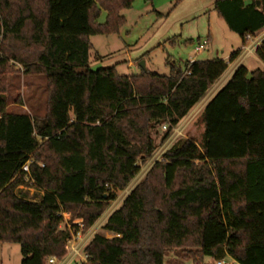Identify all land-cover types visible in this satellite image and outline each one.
Returning <instances> with one entry per match:
<instances>
[{"label":"trees","instance_id":"16d2710c","mask_svg":"<svg viewBox=\"0 0 264 264\" xmlns=\"http://www.w3.org/2000/svg\"><path fill=\"white\" fill-rule=\"evenodd\" d=\"M256 1L214 2L242 46L264 27ZM132 2L0 0V243L19 244L20 264L63 258L71 235L86 233L152 156L157 127L164 142L227 68L215 58L168 62L166 75L91 70L89 37L118 34ZM253 53L264 65V38ZM10 61L44 77L43 115L6 111ZM200 118L201 144L167 148L102 222L112 236H91L81 264H165L175 250L193 264H264V67L236 66ZM30 184L43 190L38 200L17 191Z\"/></svg>","mask_w":264,"mask_h":264},{"label":"rangeland","instance_id":"374dc122","mask_svg":"<svg viewBox=\"0 0 264 264\" xmlns=\"http://www.w3.org/2000/svg\"><path fill=\"white\" fill-rule=\"evenodd\" d=\"M216 0H133L131 7L123 9L121 15L126 22L118 34L92 35L89 37V68L96 70L114 66L119 74H137L141 71L140 63L145 69L159 75L169 72L168 62L183 65L190 58L195 60H225L226 55L236 51L241 45L239 35L231 31L215 9ZM101 16L100 21L103 20ZM206 41L204 48L195 51L198 43ZM253 54V53H252ZM252 54L245 59L248 69L262 68ZM227 68L225 77L231 69ZM15 72L5 75L7 91L5 94L6 111L27 113L41 116L46 109L45 80L42 75H26L21 65L12 63ZM210 91L182 118L171 132L170 136L160 142L163 126L156 129V149L152 156L144 162H139L137 175L127 186L128 192L138 183L151 165L161 159L167 148L178 139L191 138L196 144L202 141L203 125L200 118L201 103ZM125 189V190H126ZM125 190L118 192L116 199L103 212L95 224L88 230L89 239L98 234L105 237L112 235L102 230V222L110 212L116 209L126 194ZM17 191L26 192L28 198L38 200L43 190L33 184L20 185ZM63 225L71 228V216L63 215ZM66 252V250H65ZM228 259V258H227ZM21 253L17 243H0V264H20ZM230 260V259H228ZM55 264H60L56 262ZM165 264H193L186 260L180 251L170 252ZM202 264H213V260L204 257ZM231 264H237L232 262Z\"/></svg>","mask_w":264,"mask_h":264},{"label":"built area","instance_id":"2783aa9c","mask_svg":"<svg viewBox=\"0 0 264 264\" xmlns=\"http://www.w3.org/2000/svg\"><path fill=\"white\" fill-rule=\"evenodd\" d=\"M262 38H264V27L259 34H256L254 36L246 35L245 39L247 40V43L242 46L241 49L242 56L246 57L249 54H252L255 47L260 44ZM205 43H206L205 40L201 43H198L195 46V51L202 50L204 48ZM164 128L165 126H163V129ZM21 170L26 173L28 172V161L21 167ZM125 192L127 194L128 190L126 189ZM73 224H76L79 228L82 227V224L79 220H73ZM87 232L82 233L81 231H77L76 233H73L64 246L66 252L63 258L58 260L54 257H50L48 259V264H55L56 262H59L60 264H81L82 262H84L87 259V255L83 252V250L89 241V235L87 234ZM228 259L227 258L216 259L213 260V264H231L232 260L231 259L228 260Z\"/></svg>","mask_w":264,"mask_h":264},{"label":"crops","instance_id":"0c3cea01","mask_svg":"<svg viewBox=\"0 0 264 264\" xmlns=\"http://www.w3.org/2000/svg\"><path fill=\"white\" fill-rule=\"evenodd\" d=\"M261 31H259V33H260ZM258 33V34H259ZM241 49H242V42H241V45H240V47L237 49V50H240L241 51ZM236 50V51H237ZM235 52V51H234ZM233 52V53H234ZM232 54V53H231ZM230 54V55H231ZM230 55H226V57H225V60H228V64H230L231 65V69H230V72L225 76V77H223V74L221 75V77L213 84V86L208 90V92L210 91V93H209V95L205 98V100L201 103V109L204 107V105L208 102V100L213 96V94L228 80V78L230 77V75H231V73H232V71L235 69V67L236 66H238V65H240V64H242V65H244L246 68H247V66L244 64V61H245V59L248 57V56H246V57H243L242 56V54H241V52L239 53V55L238 56H236L231 62H229V57H230ZM253 56H254V58L258 61V62H260L261 64H262V66H264L263 65V63L255 56V54L253 53L252 54ZM195 60V57H192V58H190V62H192V61H194ZM223 60V59H222ZM224 60V61H225ZM226 62V61H225ZM248 69V68H247ZM248 71L250 72L251 71V69H248ZM232 262H235L234 260H232Z\"/></svg>","mask_w":264,"mask_h":264},{"label":"water","instance_id":"95a60500","mask_svg":"<svg viewBox=\"0 0 264 264\" xmlns=\"http://www.w3.org/2000/svg\"><path fill=\"white\" fill-rule=\"evenodd\" d=\"M256 7H257V8L260 7V1H259V0L256 1ZM140 67H141L142 69H145L143 62L140 63Z\"/></svg>","mask_w":264,"mask_h":264}]
</instances>
